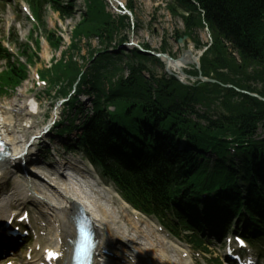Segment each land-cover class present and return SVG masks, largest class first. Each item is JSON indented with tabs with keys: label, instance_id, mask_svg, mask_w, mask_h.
<instances>
[{
	"label": "trees",
	"instance_id": "obj_1",
	"mask_svg": "<svg viewBox=\"0 0 264 264\" xmlns=\"http://www.w3.org/2000/svg\"><path fill=\"white\" fill-rule=\"evenodd\" d=\"M162 1L170 16L183 24L179 35L188 36L196 49L207 47L199 59L200 72L217 83H201L194 68L187 72L195 79L190 86L171 76L157 79L147 69L148 61L159 63L157 59L137 49L109 53L111 44L126 42L119 32L129 25V19L113 18L106 12L104 0H84V12L71 32L70 44L39 76L54 89L56 99L67 98L75 85L76 94L84 91L94 97L93 115L83 123L77 147L135 210L156 217L169 230L176 231V227L167 216L177 220L178 228L190 230L173 204L178 205L185 194L200 198L202 192L217 190L214 203L202 207L226 206L236 213L244 206L251 214L247 207L254 205L262 211L264 221V136L256 139L258 131L264 134V102L251 96L264 98V0ZM27 2L40 27L44 5L61 18L73 10L72 1ZM204 30L210 35L207 45L197 37ZM43 33L50 49L58 51L62 39L50 31ZM94 40L99 49L90 45ZM33 42L38 49V42ZM82 42L87 58L79 55ZM35 55L28 44H18L16 56L0 45V60L5 62L0 96L10 95L26 80ZM123 58L124 64L120 63ZM123 65L128 71L125 77ZM70 100L72 111L78 103L76 95ZM68 124L72 126L70 120ZM115 135L130 143L127 151ZM112 140L118 151L128 153L131 162L133 150L142 149L139 156L144 165L134 163L129 168L108 157ZM179 140L184 142L182 151ZM244 186L246 196L242 198ZM186 203L190 209L196 208V202ZM187 206L183 211L193 218ZM256 224L254 246L264 250V224ZM186 239L195 247L202 245L196 236Z\"/></svg>",
	"mask_w": 264,
	"mask_h": 264
},
{
	"label": "bare ground",
	"instance_id": "obj_2",
	"mask_svg": "<svg viewBox=\"0 0 264 264\" xmlns=\"http://www.w3.org/2000/svg\"><path fill=\"white\" fill-rule=\"evenodd\" d=\"M109 2L111 3L112 0ZM163 62L169 72L182 73L184 66L192 64L194 58L190 51H187L178 59H163ZM26 92L27 89H22L19 96L22 97ZM23 100L17 104L4 105L0 103V132L7 139L6 148L10 153V157L0 164V220L4 221L14 217L9 206L19 209L20 202L25 201L31 194L33 202L40 204L46 210L49 216L48 221L52 224L46 225L40 231L47 235L46 243L41 248L52 250L55 253L59 252L62 255L52 264H70V254L68 253L70 248L67 241L74 238L73 218L75 212L80 208L92 221L99 253L107 251L117 243L125 249L123 258H128V262L132 261L133 264H186L182 263L181 254H186L185 251H180V248L162 239L157 235L158 233L150 232L147 220L145 218L138 219L137 213L134 211H131V216L128 213L125 214L126 209L129 208L124 202L120 201L121 203L114 207L113 197L109 195V190L101 188L100 182L76 165L63 164V167L67 166L64 170L67 172L65 177L58 174L55 175L57 177L55 178L50 174L42 173L46 183L40 179L31 182L30 178L21 179V176L16 175L19 173L16 172L18 165L20 167V163H16L17 156L23 152L29 137L38 135L40 132L31 134L33 125L30 118L34 115L35 110L31 111L30 104H27L28 101L26 102L25 98ZM35 142L36 140L33 144ZM33 151L34 145H31L24 159L29 161L34 156ZM31 171L34 169L32 168ZM13 175H15L14 178ZM11 177L13 179V183L10 184L11 193L2 192L3 186ZM27 181H30L29 185L26 187L21 185V182ZM5 207L7 209H4ZM119 252L121 251L119 250ZM107 258L100 254L95 258L93 264H107ZM33 263L40 264V261L35 259Z\"/></svg>",
	"mask_w": 264,
	"mask_h": 264
},
{
	"label": "rangeland",
	"instance_id": "obj_3",
	"mask_svg": "<svg viewBox=\"0 0 264 264\" xmlns=\"http://www.w3.org/2000/svg\"><path fill=\"white\" fill-rule=\"evenodd\" d=\"M27 1L28 0H0V41L3 42L4 46H6L13 55H15V51H17L18 44H28L32 51H36V58L34 57L33 59L35 61V65L31 70L28 69L27 80L14 93H11L8 96H0V103L4 105L11 103L17 104V102H21L23 98H25L26 102L31 98L34 99L38 106V114L33 118L35 124L33 125L32 122V125L34 126V129L36 131L38 129L41 130L44 124L52 123V120L57 121L59 119V121H61L64 118V110L66 109L64 105L65 101H63L61 105H57L54 107L53 100H51V98L47 95H44L40 85H38V87L36 86L37 70H40L42 67H47L53 60L58 61L60 57L59 52L56 53L55 51L50 49L49 45L44 40V34H42V32L50 31L56 37H60L64 43L62 50L65 49L69 45L71 30L80 20L79 12L83 11V0H63L65 2L72 1L71 5L74 10L72 14L69 15V17L63 19L58 15V13H55L49 7L44 6L40 11V19L43 26V29H41V31H37L35 29L36 26L31 20L29 11L27 9V7H29ZM118 3H121L127 9L130 8L132 13L131 26L125 24V27L122 28V30H120L119 32V35L121 37H125V39L128 41L127 45L124 47L125 50L132 49L133 46L148 47V50H150L152 53L159 54L163 52L165 54H168L174 60L181 57L187 49H191V53L194 56L198 54L199 50H196L194 48V45L190 41L189 43L187 41H184L182 45L178 43V41L181 40L183 36L179 35L183 32V24L180 19L172 18L170 16L166 8V3L164 1L112 0L111 3L109 1H105L106 12L108 14L114 15L115 18L119 14L116 10L118 7ZM176 33H178V37L176 36ZM197 37L202 45L209 43V38L205 31H198ZM33 41L38 42V49H36V45ZM83 43L84 42H82L81 45L82 47H84V51L81 55L85 57L87 48L83 46ZM131 44L133 46H131ZM90 45L94 48V50L98 48L96 40H94ZM125 61V58H123L120 63L124 64ZM162 61H160V63H151V61H148L147 63L148 72L157 79L162 77L163 75L168 76L165 63H163ZM4 65L5 63L0 60V72L3 71ZM191 66L192 65H185L183 73L187 74ZM149 73H144L143 76L146 77L149 75ZM185 81V84H188V82H193V80H189L187 78H185ZM22 89H27V92L24 93L21 97L19 96V92ZM78 118L80 121L82 119V117H79V115H77V117L75 118L76 124H78L79 122ZM263 136V132L258 131V136L256 139L259 140ZM71 159L73 161H71ZM64 160H70V163H74L78 168H81L83 170V163L85 166L87 165L85 162L82 163V161L80 160V156L75 152L67 153V155L64 157ZM93 178L97 182L101 183V188L109 190V195L113 197V206H118L121 203V200L116 196L115 189L112 186H108L99 177L96 171L94 172ZM12 182L13 179L11 177V179H8L5 186L11 184ZM33 182H35V180ZM29 183L30 181L21 182V185L26 187L27 185H29ZM9 208L11 213H14L12 211L14 209H17L11 206H9ZM4 209L7 208L5 207ZM131 211L132 210L130 208L126 209L125 214L128 213L129 216H131ZM137 218H141L143 220V218L145 217L137 213ZM145 219L147 220L146 223L149 227L150 232L154 231L156 232V234L158 233L157 235L161 236L162 239L171 242V244L175 245L177 248H180V251H185L186 254L184 255H187V257L183 258L182 263L215 264V262L213 261H218L220 262V264H225L222 260V248L224 247V240H222L221 244H218L217 242L213 243L212 241L210 245H207L209 253L207 254V256H204L201 251H195L186 243L175 240L167 232H163L164 234L160 232L159 230L161 228L156 219ZM45 240L46 238L41 237L40 244H44ZM212 243L216 245H213ZM34 245L35 236L31 238L30 242L27 245V249L32 250L34 248ZM117 245L118 244L116 243L115 248L121 249L119 245ZM34 253L36 257H41L42 252L40 249L36 250ZM249 254H253V252L249 251ZM109 261L110 263L108 262L107 264H120L119 261H114V263L111 260Z\"/></svg>",
	"mask_w": 264,
	"mask_h": 264
},
{
	"label": "snow or ice",
	"instance_id": "obj_4",
	"mask_svg": "<svg viewBox=\"0 0 264 264\" xmlns=\"http://www.w3.org/2000/svg\"><path fill=\"white\" fill-rule=\"evenodd\" d=\"M3 149L0 148V152ZM95 251V243H94V235L88 232L84 225H80L79 227V244L76 248V255L77 256H89L92 252ZM48 256L50 258L57 257L58 254L49 252Z\"/></svg>",
	"mask_w": 264,
	"mask_h": 264
},
{
	"label": "water",
	"instance_id": "obj_5",
	"mask_svg": "<svg viewBox=\"0 0 264 264\" xmlns=\"http://www.w3.org/2000/svg\"><path fill=\"white\" fill-rule=\"evenodd\" d=\"M186 40H188V38H187V37H184L183 39L179 40V43L182 44V43H183L184 41H186ZM155 56H156L157 58H165V59H167V60H170V58H168V57L165 56V55L156 54ZM194 64H195V66H196V69H199L198 59L194 58ZM170 75H171V74H170ZM200 80H201L202 82L213 83V81H210V80H207V79H204V78H201V77H200ZM263 101H264V99H263Z\"/></svg>",
	"mask_w": 264,
	"mask_h": 264
}]
</instances>
